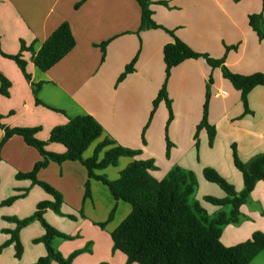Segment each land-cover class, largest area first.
Returning a JSON list of instances; mask_svg holds the SVG:
<instances>
[{"label":"crops","instance_id":"0c3cea01","mask_svg":"<svg viewBox=\"0 0 264 264\" xmlns=\"http://www.w3.org/2000/svg\"><path fill=\"white\" fill-rule=\"evenodd\" d=\"M81 1L0 0V45L4 54H19L23 42L38 52L65 22L71 26L76 40L73 51L47 72L35 66L30 52L23 53L32 82L41 84L39 100L65 114L37 105L32 87L20 68L0 53V72L11 82L10 96L0 95L2 123L9 128L38 127L41 130L37 138L47 142L54 127L66 124L69 118L90 115L102 125L104 133L85 152L84 158L92 157L96 145L108 138L119 146L141 150L142 154L137 157L139 160H153L158 170L152 175L158 180L164 179L173 168L180 167L193 171L203 188L208 186L203 171L211 167L233 184L237 192H241L244 189L243 176L234 166L232 146H236L240 159L245 163L264 153V87L258 86L249 94L252 114H244L241 93L231 83L226 87L228 80L223 78L221 69H212L203 59L187 60L171 71L168 80L167 91L174 112L168 130L169 116L162 109V106L166 108L164 102L147 127L153 101L166 79L163 49L173 42V37L162 29L139 32L141 7L137 0H88L78 6ZM149 1L152 3L153 20L173 31L195 52L214 59L224 58L225 67L234 74H264V40L249 24L251 15L262 14L264 18V0ZM105 42L108 45L103 61L99 46ZM234 46L237 48L227 50V47ZM136 57L135 71L118 83L126 66ZM210 79L213 84L209 122L215 127L216 136L214 145L210 147L208 134L202 130L197 150L196 128L202 120ZM220 90L227 91L228 97H218ZM179 103L181 107H178ZM4 135L0 128V145ZM167 137L172 144L169 157L166 156ZM47 150L62 154L65 147L50 143ZM163 159L165 166L161 165ZM41 160L40 153L20 136H13L0 148V248L10 239L4 231L16 228L15 223L7 220L16 217L6 211L30 210L31 193L36 190L34 187L40 188L31 180L17 179V175L30 173ZM133 161V158L123 157L117 167L110 166L97 173L116 180ZM38 179L62 194L64 203L61 211L64 215L60 216L63 218L69 219L67 216L74 215L77 220H69L87 219L92 226L100 228L97 224L106 222L115 208L114 220L104 229L110 237L132 211L129 204L116 202L109 189L96 180L91 181V197L86 199L87 170L78 161L51 162L38 173ZM201 193L202 201L206 203L203 207L209 216L214 217L222 211L231 212L229 206L220 207L204 201L206 196L224 198L226 194L221 188L218 191L210 187V192ZM47 195L49 199L46 200H53ZM12 196H19V199L11 205H2ZM81 209L86 218L80 216L78 211ZM51 212L47 210L45 213L48 220ZM50 219L54 228L66 234L60 228L64 219ZM33 224L20 232L21 242L26 232H35L30 240L36 246L30 253L32 257L27 258L24 249L22 258L17 260L12 245L0 252V264H34L46 256L45 246L33 242L42 237L45 230L39 223ZM255 232L264 233L263 182L257 183L247 203L241 207L239 222L223 228L221 242L227 247L235 246L251 239ZM58 240L62 239L53 241L55 248ZM63 245L65 243L56 249L67 258L72 251L63 252ZM116 252L112 255L118 256ZM123 256L122 263L126 264L127 258ZM252 264H264V252Z\"/></svg>","mask_w":264,"mask_h":264},{"label":"trees","instance_id":"16d2710c","mask_svg":"<svg viewBox=\"0 0 264 264\" xmlns=\"http://www.w3.org/2000/svg\"><path fill=\"white\" fill-rule=\"evenodd\" d=\"M88 0H82L81 6ZM141 7L140 31L149 29H162L173 37V42L167 44L163 49L165 62V83L153 101L150 115V125L159 105L164 102L169 112L168 125L174 118L172 111V100L167 91L168 80L171 71L191 59H203L212 69H221L223 78L228 80L233 88L241 93V100L244 107V114H252L249 108V94L258 86L264 87V74L256 73L250 76L238 75L230 72L225 67V59H214L207 54H200L192 50L185 42L180 40L170 31L153 20L152 3L149 0H137ZM161 4H165L162 2ZM251 28L264 40V18L262 14L251 15L249 17ZM108 42L102 43L99 47L102 52V60H105ZM76 46V40L69 23L61 24L52 35L43 43L41 49L35 52L32 46L21 44V50L17 55H6L1 50L0 53L8 59L13 60L22 71L26 80L30 83L36 104L47 107L56 112L64 113L61 110L51 108L43 104L39 98L41 84H34L30 74L27 72V62L23 59L24 52H30L35 66L42 72H47L61 62L70 54ZM237 47H227V50ZM136 57L118 79L122 82L129 74L135 71ZM0 95L10 96L11 82L0 72ZM209 80L207 86L206 101L203 108L201 122L196 128L195 140L196 148L199 150V134L205 130L209 138V146L214 145L216 129L209 122V103L211 98ZM65 114V113H64ZM3 116L0 114V128L5 135L0 148L13 136H20L25 143L35 148L42 160L38 162L30 173L17 175V179H28L36 186L42 188L53 200H45L37 205L35 213L26 218H7L14 222L16 228L5 230L10 235V239L0 248V252L8 247L14 246L15 258L20 260L24 253V247L20 239V232L33 221H39L45 234L35 239V244H43L46 248V256L40 258L34 264H72L76 256L81 252L64 257L53 246L56 238L73 240L70 236L58 231L45 219L47 210H51L59 215H64L61 211L64 203L62 194L50 184L40 181L38 173L48 167L51 162L62 164L67 161H78L87 170L88 181L85 185V198L91 197V181L96 180L105 185L116 202H124L131 206L129 216L111 233L113 242V252H121L127 258L126 264H252L253 260L264 252V233L255 232L251 239L227 247L221 242L223 228L229 224L239 222L241 207L245 205L254 191L258 182L264 183V153L253 157L249 162H243L235 145L232 146V155L235 168L243 176L244 189L237 192L235 186L225 179L217 170L207 167L203 171L205 180L219 186L226 196L216 198L206 196L204 200L215 206L231 207V212L227 214L222 211L211 217L201 207L199 203L190 205V198L197 188V179L193 171L183 170L180 167L173 168L167 176L158 180L152 172L157 171L153 160H139L142 151L117 145L108 138L96 145L94 153L90 158H84L85 152L98 141L104 133L102 125L92 116L83 115L69 118L64 125L56 126L50 133L47 142L39 140L37 134L40 128H9L3 123ZM50 143L61 144L65 147V152L56 154L49 152L47 146ZM145 143V139H144ZM166 156H170L172 144L167 137ZM109 150L105 151L106 148ZM104 152L103 157L101 154ZM123 157L133 158L125 169H123L118 179L111 180L106 174L99 175L97 172L104 171L110 166L117 167L119 160ZM19 199V196H12L3 201L2 205H11ZM116 209L114 208L109 218L104 223L97 224L101 229L114 219ZM84 218L83 212H79ZM71 220H77L74 215L67 216ZM107 264V263H102Z\"/></svg>","mask_w":264,"mask_h":264},{"label":"rangeland","instance_id":"374dc122","mask_svg":"<svg viewBox=\"0 0 264 264\" xmlns=\"http://www.w3.org/2000/svg\"><path fill=\"white\" fill-rule=\"evenodd\" d=\"M208 85H209V83H208ZM230 85H231L230 82L226 81V87L228 88V86H230ZM211 88H212V85L210 86V93H211ZM229 91H231V90H229ZM182 100L185 101L184 98ZM210 100H211V98H210ZM178 107H181V103L178 104ZM162 109L164 110V113H166L167 116H169V112H168L167 107L165 108V106H162ZM172 111H173V106H172ZM173 114H174V112H173ZM164 161H165L164 159L161 160V165H163V166H165V164H166V162H164ZM196 179H197V176H196ZM204 181L208 186L207 187L203 186V188H201L199 181L197 179V188H196L195 193L190 198V205L194 206V204L199 203L201 205V207L206 211V209L203 207V205H206V203L202 201V197H201L202 193L201 192H210V187H213V188L217 189L218 191H220V188L218 186H216L215 184L206 181L205 179H204ZM34 188L36 189L35 191H38V192L33 191L31 193L30 203H32V205H31L30 210H28L26 212L18 211V210H7L6 212L13 214L14 217H16L20 220L23 218H28L29 216H32L34 214V212L36 211L38 203H40L46 199H49L48 195L43 190H41L40 188H37V187H34ZM36 203H37V205H36ZM80 211L83 212L84 218H86L84 211L82 209ZM80 211H78V212H80ZM51 213L52 214H51L50 218H52L53 221H55L57 217L59 219H64V220H61L63 222V224L60 225L61 226L60 228H61V230L66 232V235L70 236L73 239V240H71V241H73L72 243H68L69 240L61 238L62 240H58L59 242L56 243V246H57L56 248H58L59 246H61L62 244L65 243V246L64 245L62 246L63 252L72 251L71 254H73V253L81 251L76 256V258H75L76 260L74 259L75 260L74 264H102V263L123 264L122 260H121L124 257L123 254H121L120 252H116V255H118V256L112 255V252H113L112 239L106 232H104L103 229L96 228L95 226H92V224L87 222V221H89L87 219L86 220L80 219L78 221H71L65 217L63 218L59 214L54 215L53 212H51ZM45 218L50 223V225H52V223L50 221L51 219L49 218V220H48L47 217H45ZM114 218H115V216H114ZM8 223L14 224V222H8ZM31 223L32 224L36 223L37 225L39 223V225H41V227H43L39 221L35 220ZM31 223L29 225H31ZM33 227H35V226H33ZM34 233L33 232L30 233V231H29L23 235V242L22 243H23L24 249H26L27 258L32 257L30 253H32L36 247L30 241L32 236H33L32 234H34Z\"/></svg>","mask_w":264,"mask_h":264},{"label":"built area","instance_id":"2783aa9c","mask_svg":"<svg viewBox=\"0 0 264 264\" xmlns=\"http://www.w3.org/2000/svg\"><path fill=\"white\" fill-rule=\"evenodd\" d=\"M228 92L227 91H225V90H220V91H218V93H217V96L218 97H222V98H226V97H228Z\"/></svg>","mask_w":264,"mask_h":264}]
</instances>
